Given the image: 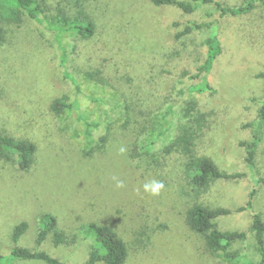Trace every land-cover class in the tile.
Here are the masks:
<instances>
[{
  "label": "rangeland",
  "instance_id": "1",
  "mask_svg": "<svg viewBox=\"0 0 264 264\" xmlns=\"http://www.w3.org/2000/svg\"><path fill=\"white\" fill-rule=\"evenodd\" d=\"M123 1L112 0L111 10L105 8L104 4L98 5L90 1L88 12L92 18L97 19L94 21H97L100 28L89 45L99 49L106 47L104 57L115 64L114 71L119 72L118 75L112 76V82L117 86V81L126 84L130 82L131 76L134 77L133 83L135 78L142 80L145 99L143 120L146 121V128H142L144 130L137 139L140 148L136 154L141 155L144 165H148L159 156L160 148L168 138L162 133L172 125L173 117L164 116L169 105H179L187 99H182L179 92V89L184 87L180 83L183 65L177 70L173 65H168V62L177 58L178 62L182 63L189 56L194 62L204 59L200 48L208 31H195L181 37L179 34L194 22L209 21L205 18L206 12L213 10V7L207 4L205 8L193 14H184L176 8L157 7L151 0H125L127 5L124 10ZM223 1L231 6H241L246 0ZM49 3L52 8L63 5L74 9L73 0H49ZM116 9L119 17L117 12L115 13ZM136 13L137 16H134ZM134 17L140 20H134ZM219 21L220 36L227 47L215 68L214 81L219 85L214 87L211 102L207 106L201 105L204 107L203 111L210 114L209 118L214 122V126L200 154L212 159L219 169L245 177L243 176L239 184L217 181L209 190L203 192L198 201L212 208L237 210L246 206L253 188L254 177L245 161L246 152L241 144L249 141L252 136V128L245 126L257 120V112L264 97V79L259 78L264 72V27L254 26L258 22L251 17L240 20L229 17ZM12 31L11 46L0 51V76L5 77V71L13 67L17 79L14 88L8 91L18 104L25 106L21 113L14 108L13 111L2 114L0 129H5L17 137L39 142L40 172H33V175L25 178L24 173L17 171V165L10 162L0 163V251L8 247L13 229L22 221L29 223V231L20 245L35 247L40 228L39 220L44 213L56 217L58 225L62 228L83 222L87 212L77 203H87L92 197L91 194L81 196L74 187L78 175L83 174L80 176L84 177L92 170L91 166L83 164L84 161L77 155H81L80 150L85 146H89L88 149L91 147V143L83 142L82 126L76 121L80 111L74 110L69 119L66 115L57 119L48 113V106L55 99L67 95L70 100H74L77 94L70 82L63 78L55 43L42 36L27 20L18 28H12ZM73 38L67 41L69 47L74 48L77 45L72 43ZM252 39L255 45L250 41ZM13 51L18 54L11 53ZM71 72L76 75L81 85L87 86L88 80L80 67L71 66ZM130 72H133V75ZM116 85H110L109 88L99 87V91L104 95L114 96ZM121 91L124 93L120 92L116 98L123 102L127 95L125 89ZM91 95L92 92L88 91L89 100L85 96L84 110L89 118L102 119L99 107L104 108L100 106L101 103L93 104L90 101ZM27 102H34V105ZM111 110L105 108L102 115H113L116 118L112 113L114 110ZM174 120L179 121L178 116ZM134 140L135 135L124 147L123 153H118L123 154V158H117L118 161L114 155L117 152L113 150L108 161L101 163L102 159L98 160L100 165H104L102 177H105L107 184L102 194L105 199H113L110 202L112 206H107V209H112L120 216L129 217L130 222L139 219L142 225L160 224L164 226L163 229L167 225L173 239L168 238L171 244L166 247L162 243L158 246L150 245L147 249L135 244L134 239H129L132 251L128 264H159L161 257L156 251L161 247L165 249V258L170 256L171 261L168 264H223L219 256L199 258L196 247L201 243V239L185 228L183 208H187L186 199L195 200L200 192L190 184L183 163H175L173 158L170 163L172 166L165 174L159 175L166 179L167 186L165 190L162 188L158 195L145 191L144 184L131 192V187L134 186L133 177L129 176L126 182L127 178L120 176V173L123 172L121 164H130L127 159ZM255 176H264V142L258 152ZM120 183L122 186L118 187ZM255 189L257 194L253 199L251 211L260 213L264 218V185L256 184ZM107 209L104 205L99 211L100 214ZM101 215H97V218L102 217ZM219 220L223 230L249 233L252 213L248 210ZM252 234L249 233V245L243 242L236 245V249L245 258L244 261L247 258L258 259ZM46 249L59 258H70L66 252L71 250L53 252L51 245H47ZM84 255L79 254L71 259L79 263L77 261Z\"/></svg>",
  "mask_w": 264,
  "mask_h": 264
},
{
  "label": "trees",
  "instance_id": "2",
  "mask_svg": "<svg viewBox=\"0 0 264 264\" xmlns=\"http://www.w3.org/2000/svg\"><path fill=\"white\" fill-rule=\"evenodd\" d=\"M65 1L68 2L69 0ZM90 1L96 2L98 5L104 4L108 10L113 9L112 0H73L74 9L63 5L52 8L49 0H0V51L11 46L12 38L10 35L14 32L12 28H18L26 20L42 36L48 37L55 43L63 78L70 82L77 94L74 100H70L67 95L55 99L49 104L48 113L57 119L63 115L69 119L74 110L80 111L76 121L82 126L83 142L91 143V147L88 149L89 146L84 148L82 146L81 155H77L84 161L83 164L90 165L92 169L84 177L80 176L83 174L78 175L74 185L76 192L81 196L83 194L92 195L89 202L77 203L81 209L87 212L84 221L62 228L52 214H42L39 220L40 228L36 236V246L33 248L20 245L29 231V223L22 221L13 229L8 247L0 251V264H19L22 262L128 264L132 251L129 239H134L135 244L146 249L150 245L158 246L164 243L166 247L171 244L169 239H173L172 233L168 231L167 225L163 229L164 226H160V224L157 226L149 223L142 225V221L139 219L130 222L129 217L120 216L112 209H107V206H112L110 202L113 199H105L102 194L107 184L105 177H102L104 165H100L98 160L102 159L101 163L108 161L112 150L117 152L114 153L116 161L120 159L119 156L123 158V154L118 153H123L121 149H124L134 135L135 140L127 159L130 164L126 166L121 164L123 172L120 173V176L127 178L126 182L129 176L133 177L134 186L131 187V192L138 189V186L152 183L153 180L162 182L165 190L166 179L159 175L167 172L172 166L170 163L174 158L175 163L184 164L190 184L200 192L195 200L186 199L187 208H183L185 210L183 215L185 228L201 239V243L196 247L197 256L199 258L219 256L223 264H264V218L260 213L251 211L253 199L257 194L255 185H264V176L258 178L255 176L258 152L264 142V97L257 112V120L245 126L252 128V136L249 141L241 144L246 152L245 161L254 177L252 179L253 188L249 193V201L246 206L231 210L221 207L212 208L198 201L203 192L209 190L212 184L217 181L239 184L243 176L245 177V175L228 173L219 169L212 159L200 154L203 152L202 149L214 126V122L209 118L210 114L204 112V107L201 105L207 106L211 102L214 87L219 85L214 81L215 68L227 47L226 42L220 36L221 24L219 20H225L229 17H234L235 20L251 17L252 20L258 22L254 26L263 28L264 0H246L241 6H231L223 0H151L152 4L157 7L176 8L184 14H193L205 8L207 4H211L213 10L206 12L205 18L209 21L194 22L182 34H179L181 37L190 35L195 31H208V35L200 48L204 59L201 62H194V59L189 58V56L182 63L178 62L177 58L168 62V65H173L177 70H180V66L183 65L180 83L184 87L179 89V92L182 99L185 97L187 99L179 105H169L164 116L166 118L173 117L172 125L164 129L162 133L164 137L168 138L160 148L159 156L148 165H144L141 155L136 154L140 148L137 145V139L143 132L144 129L142 128L145 127L146 123L143 120L145 118V99L142 80L135 78L136 81L133 83L134 77L131 76L130 82L132 83L128 82L129 84L117 81L119 83L117 86L112 82V76L118 75L119 72L114 71L113 67L116 65L104 57L106 47L99 49L89 45L100 28L97 21H94L97 19L92 18L88 12L87 7H90ZM126 5L127 1L124 0L122 9L126 8ZM115 13L117 17L120 16L118 9L115 10ZM255 15L257 17H253ZM134 16H137V13ZM138 19L134 17V20ZM70 38H73L72 43L77 47H69L67 40ZM250 41L253 45L256 44L253 39ZM11 53L18 54L16 51ZM71 66L72 68L73 66L80 67V70L83 71L82 74L88 80L86 87L84 84L81 85L76 75L71 72ZM5 72V77L0 76V116L13 111L14 108L15 111L21 113L25 106L18 104L17 100L9 93L14 88L17 73L13 72V67H9ZM130 73L133 75V72ZM259 78L264 79V72L259 75ZM110 85H116L117 89L114 96L113 94L104 95L103 92L99 91V87L109 88ZM37 86L35 87L36 90L38 89ZM124 89L127 97L122 102L116 97L120 92L124 93L121 91ZM88 91L92 92L90 101L93 104L101 103L100 106H103L104 109H112L111 112L114 110L112 113L119 119L114 118L113 115H102L104 109L100 107L99 115L101 114L102 119L89 118L84 110L85 96H87ZM27 103L34 105V102ZM177 116L179 121L174 120ZM98 135L101 136L98 137ZM40 148V144L36 140L17 137L5 129H0V163L10 162L15 166L17 165V171L24 173L23 177L25 178L33 175V172H40L38 168ZM104 205L107 210H103L101 215L99 211ZM248 210L252 213L250 232L253 233L252 240L256 246L258 259L247 258L244 261L245 258L236 249V245L240 242L249 245L251 242L250 232L223 230L219 219ZM97 215L102 217L97 218ZM164 240L168 242H164ZM47 245L52 246L53 252L71 250L69 253L66 252L70 258L62 259L53 255L50 253L51 251L46 249ZM164 251L163 247L156 251L161 257V260L158 261L159 264H168L171 261L169 255L165 258ZM79 254L85 255L81 257L80 261H77L79 263L73 262L71 257Z\"/></svg>",
  "mask_w": 264,
  "mask_h": 264
},
{
  "label": "clouds",
  "instance_id": "3",
  "mask_svg": "<svg viewBox=\"0 0 264 264\" xmlns=\"http://www.w3.org/2000/svg\"><path fill=\"white\" fill-rule=\"evenodd\" d=\"M123 151V149H121ZM122 186V183L118 184V187ZM164 187L162 182L153 181L150 184L144 185V190L150 192L152 195H158L160 190Z\"/></svg>",
  "mask_w": 264,
  "mask_h": 264
}]
</instances>
